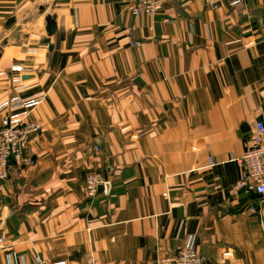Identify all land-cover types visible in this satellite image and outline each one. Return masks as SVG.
Instances as JSON below:
<instances>
[{"label": "crops", "instance_id": "0c3cea01", "mask_svg": "<svg viewBox=\"0 0 264 264\" xmlns=\"http://www.w3.org/2000/svg\"><path fill=\"white\" fill-rule=\"evenodd\" d=\"M40 94L30 162L0 190V264H158L181 247L264 264V197L240 188L264 119V0L151 18L131 0H0V126ZM94 171L109 185L90 200Z\"/></svg>", "mask_w": 264, "mask_h": 264}, {"label": "built area", "instance_id": "2783aa9c", "mask_svg": "<svg viewBox=\"0 0 264 264\" xmlns=\"http://www.w3.org/2000/svg\"><path fill=\"white\" fill-rule=\"evenodd\" d=\"M175 0H131L132 14L136 17H154L162 12L166 5ZM31 70L17 65L13 68L14 83L21 82L24 75ZM42 94L29 98H17L5 105L8 111L0 126V190L8 179L10 162L13 160L17 166L27 165L30 158L27 150L33 136L40 131V126L27 118V112L36 109L42 104ZM27 115V116H25ZM213 163V160H211ZM243 173L240 188L247 194L261 195L264 197V119L256 123V133L251 144L247 147L243 158L240 160ZM109 183L97 172H91L85 182L86 196L94 200L101 188H106ZM4 239L0 237V244ZM39 264H68L55 262ZM158 264H205V260L193 247H181L175 254L160 258Z\"/></svg>", "mask_w": 264, "mask_h": 264}, {"label": "water", "instance_id": "95a60500", "mask_svg": "<svg viewBox=\"0 0 264 264\" xmlns=\"http://www.w3.org/2000/svg\"><path fill=\"white\" fill-rule=\"evenodd\" d=\"M15 22V19H10L9 22H8V25L10 23H14ZM57 30V25H56V17L55 16H49L47 18V31H48V35L49 37H52L53 34L56 32ZM24 80L26 79H29L28 77H24L23 78ZM262 197L261 195H256V198H260Z\"/></svg>", "mask_w": 264, "mask_h": 264}]
</instances>
